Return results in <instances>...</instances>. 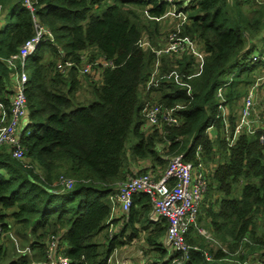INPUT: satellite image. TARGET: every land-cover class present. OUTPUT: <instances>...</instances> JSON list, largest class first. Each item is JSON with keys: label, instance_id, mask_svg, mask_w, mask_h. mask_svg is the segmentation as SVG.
<instances>
[{"label": "trees", "instance_id": "16d2710c", "mask_svg": "<svg viewBox=\"0 0 264 264\" xmlns=\"http://www.w3.org/2000/svg\"><path fill=\"white\" fill-rule=\"evenodd\" d=\"M24 1L0 0V104L8 113L13 72L5 60L34 36L35 20L53 33L54 42L42 43L25 60L26 71L30 65L25 90L28 112L21 132L26 160L19 162L8 147L0 148L2 231L9 230L8 217L15 219L20 224L16 234L36 251L38 264L46 260L51 234L66 244L63 253L70 264H115L114 253L143 234L155 255L142 264H243L251 256L263 261L264 132L239 134L230 146L218 118L217 92L229 83L225 97L234 131L237 108L256 82L257 71H264V61L252 65L249 61L264 46L257 50L252 42L248 47L253 39L264 44V4L235 0L233 8L229 0H193L188 8L181 1L191 20L183 34L198 42L203 59L197 61L189 52L162 57L157 87L144 94L157 57L138 42L144 38L152 47H160L159 40L165 36L160 21L167 11L165 4L155 0H33L30 10ZM106 1L110 4L99 12ZM246 4L251 6L247 14ZM136 7L153 19L146 24ZM89 49L114 59L116 67L106 69L100 83L89 80L92 97L81 101L80 54ZM66 62L73 65L63 73L58 64ZM236 69L237 73L232 72ZM151 98L175 109L181 126L144 131L141 111ZM212 125L213 138L207 131ZM199 147L208 168H213L198 223L207 219L215 242L193 228L187 236L193 247L189 258L170 252L162 243L166 223L149 219L147 194L135 195L129 212L112 220L120 227L111 238L97 239L108 228L109 196L120 182L148 171L161 174L174 155L196 162ZM61 175L76 181L73 190H61L56 183ZM243 246L237 262H229ZM0 254L6 252L0 249ZM4 264H31V259L14 250Z\"/></svg>", "mask_w": 264, "mask_h": 264}, {"label": "built area", "instance_id": "2783aa9c", "mask_svg": "<svg viewBox=\"0 0 264 264\" xmlns=\"http://www.w3.org/2000/svg\"><path fill=\"white\" fill-rule=\"evenodd\" d=\"M139 1L149 2L151 0ZM155 1L158 4H165L167 6V11L162 17L165 22L160 21L163 22V30L169 27L171 29H169L165 38H162L159 48L152 47L144 38L138 42L141 48H150L157 57L151 79L144 87V94L150 92L152 87H157L156 79L160 71L162 57L180 56L184 52H189L196 57L197 61L203 59V53L198 42L183 34L184 27L190 25L191 20L189 11H184L183 4L179 3L185 1L184 5H187L189 8L193 0ZM247 1L254 4H264V0ZM33 4V0L24 1V5L30 10H32ZM34 29V36L20 47L17 54L5 60L13 72L11 75L13 95L9 107V120L5 126L0 128V148L8 147L12 158L19 162L26 160V150L21 142V132L28 112L25 90L29 83V77L25 69V60L42 43L54 42L53 33L36 20L34 21ZM249 61L251 65L264 61V47L252 54ZM80 64L79 73L81 77L93 75L99 81L102 80L103 72L106 69H114L116 67L114 59H108L94 49L83 51L80 54ZM72 65L73 63L66 62L65 64L59 63L58 67L63 73H66ZM260 81L262 80L256 79V82L249 87L248 92L242 100L241 107L236 114L237 121L234 131L231 130L229 122L230 109L225 97V88L229 83L225 84L217 92L219 100L218 118L222 119L223 136L230 146L234 144L239 134L244 132L253 134L256 130L264 132V110L256 109L260 96ZM153 99L145 100L141 111L145 121L143 130L147 131L150 128H160L162 126L168 128L180 127L181 120L177 116L175 109L165 107ZM0 106L3 107V105ZM207 131L211 138L215 137L214 125L209 127ZM261 140L263 141V137ZM195 158L197 161L192 162L184 160L182 154L174 155L168 158V165L161 174L150 171L140 175L129 176L125 181L120 182L117 190L109 196L112 212L107 221L108 228L105 232L107 237L111 238L118 230L112 221L116 218L115 213L121 212V214H127L133 205L134 196L147 194L150 197L151 204L149 219L153 223H166V232L162 243L170 252L179 254L182 259L187 260L189 258L190 250L193 247L188 244L187 236L193 228L209 241L215 242L211 233L209 234L198 223L200 209L209 187V170L213 167L208 168L203 157V150L200 147L196 151ZM25 165L30 167L28 164ZM56 183L62 191H71L75 187L76 181L71 177L61 175ZM2 233L3 231L0 227V235ZM59 237L54 234L48 236L46 242V260L42 264H70L69 258L63 253L66 244L62 243ZM194 249L196 248L194 247ZM205 257L206 260L211 259L207 252L205 253ZM243 264H247V262ZM257 264H264V258L263 261H259L258 259Z\"/></svg>", "mask_w": 264, "mask_h": 264}, {"label": "rangeland", "instance_id": "374dc122", "mask_svg": "<svg viewBox=\"0 0 264 264\" xmlns=\"http://www.w3.org/2000/svg\"><path fill=\"white\" fill-rule=\"evenodd\" d=\"M229 2H230V5H231V7H236L235 6V0H229ZM193 3V2H192ZM110 4V2H108V1H106L104 4H103V6H102V8L99 10V12H102L108 5ZM250 7L251 6H249L248 4H246V6H244V12L247 14V12H248V10L250 9ZM136 9H137V7H136ZM142 10V8L141 9H137V11L140 13L141 12V14H142V19H143V21L146 23V24H148L147 23V21H150L151 19H153V18H149L145 13H144V10L143 11H141ZM11 15H9L8 14V17L7 18H9ZM3 19V11H1L0 12V23L3 21L2 20ZM162 21H163V19H162ZM160 22V21H159ZM163 22H165V21H163ZM163 22H161V23H163ZM1 25V24H0ZM165 25V24H164ZM167 25V24H166ZM165 28H166V26H165ZM169 29H171V27H169V28H167V29H165V30H163L164 31V34L166 35L167 34V32L169 31ZM167 30V31H166ZM162 38L164 39L165 38V36H163V37H161V39L159 40V41H161L162 40ZM252 42H254L255 43V47H256V49L257 50H259V49H261L263 46H264V44H260V42H258V40L257 39H253V40H249L248 41V47L249 46H252L253 44H252ZM28 69H30V65H29V63L27 64V71L26 72H28L29 70ZM239 71V69H236L235 71L233 70L232 72H235V73H237ZM232 76H234V73H231V75H230V77H232ZM87 77H92L91 79L90 78H87ZM255 78L256 79H261L262 81H260V86H259V93H260V96H259V101H257V104H256V109H264V71H257V73H256V75H255ZM92 79H94L95 80V82L97 83V82H99L100 83V81L97 79V78H95V76H91V75H88V76H83L82 77V81H83V88L81 89V91L79 92V94H78V97H79V99L81 100V101H88V100H90L91 99V97H92V94H91V89H90V87H89V80H91L92 81ZM154 98H155V96H154ZM155 101H157L156 99H155ZM239 110V107L237 108V111ZM141 164H146L145 162H141ZM168 165V164H167ZM167 167V166H166ZM156 171L157 172H161V171H159L158 169H156ZM149 172V171H148ZM147 172V173H148ZM134 175H136V174H134ZM134 175H129V176H134ZM139 175V174H138ZM128 176V177H129ZM127 177V178H128ZM207 193H208V191H207ZM207 193L205 194V197H206V195H207ZM202 207V206H201ZM201 210V209H200ZM13 210H10V211H8V214H10L11 212H12ZM201 216V215H200ZM9 218V217H8ZM9 219H11V218H9ZM12 220V219H11ZM13 221V220H12ZM8 223H9V221H7ZM206 222H208L207 221V219L205 220V218H203L202 220H201V222H199V226H201L204 230H206L209 234H210V232H209V230L207 229V225L205 224ZM260 226H261V228L263 229L264 228V218L263 217H261L260 218ZM120 226L118 225L117 226V229L119 228ZM13 229H11V231H10V233H9V235H7L6 234V232H4V233H2L1 235H0V249H1V247L2 248H6V252H7V254H8V259H9V256H11V255H13V253H14V250H15V252L17 253L18 252V250H17V248H15L14 247V243L12 244L11 243V241H13L14 240V238H17L16 237V235H15V231H16V229H14V231H12ZM8 236V237H7ZM106 233L104 232L103 234H101V235H99L98 237H97V239L98 240H100V242H104L105 240H106ZM145 234H143L141 237H140V239H138V240H136L133 244H130V245H127V246H124V247H122V248H119L115 253H114V255H113V257H112V260H113V263H115L116 264V262H124V261H126V262H129L130 261V263H128V264H134V263H137V264H142V263H148V262H150L149 260H151V259H153V256L155 255V253H153V251H150V250H148V248H147V245H146V243H145ZM10 244L12 245V246H10ZM22 244H23V246H22ZM19 247L20 248H23V249H25L26 247H27V241H20L19 242ZM222 247L223 248H225V250H227V245H222ZM245 249V246H243L241 249H238L235 253H233V255H232V258L229 260V262H232V263H236L237 262V260L235 259L237 256L239 257V256H241L242 255V252H243V250ZM1 252H3V250L1 249ZM18 254V253H17ZM2 254H0V264H2L3 263V260H2ZM253 256H251V257H249V260L247 261V264H257V259H256V257H253ZM5 258V257H4ZM247 258H248V255H247ZM129 260V261H128ZM138 260V261H137ZM247 260V259H246ZM5 261V260H4ZM141 261V262H140ZM127 264V263H126ZM178 264H181V263H178Z\"/></svg>", "mask_w": 264, "mask_h": 264}, {"label": "crops", "instance_id": "0c3cea01", "mask_svg": "<svg viewBox=\"0 0 264 264\" xmlns=\"http://www.w3.org/2000/svg\"><path fill=\"white\" fill-rule=\"evenodd\" d=\"M1 105V104H0ZM259 110H264V109H259ZM8 120H9V113H8V111L4 108V106L2 107V106H0V128H2L3 126H5L6 124H7V122H8ZM24 123H25V121H24ZM23 123V124H24ZM123 214H121V212H119V213H115V216H116V218H119V217H121ZM9 218H11V219H9ZM9 218H7V221H9V230L8 231H6V234L7 235H9V233H10V231H11V229H13L12 231H14V229H16V231H17V228L18 227H20V224L18 223V222H16V220L15 219H13L12 217H9ZM16 231H15V235H16V237L17 238H14V240L13 241H11V243L13 244L14 243V247L15 248H17V250H18V255H27L28 256V258L29 259H31V264H38L37 263V261H35V255H36V251L35 250H32L28 245H27V247L25 248V249H23V248H20L19 247V242L20 241H23L24 239L22 238V237H19L17 234H16ZM4 233V232H3ZM8 237V236H7ZM25 241V240H24ZM10 246H12L11 244H10ZM22 246H23V244H22ZM1 249L3 250V254L6 252V248H2L1 247ZM2 257V260H3V263L2 264H4V263H6L9 259L7 258L8 257V254H7V252H6V255H2L1 256ZM5 257V258H4ZM9 258H12V255L11 256H9ZM5 260V261H4ZM129 261V260H128ZM138 261V260H137ZM141 262V261H140ZM128 264V263H130V261L129 262H126V261H124V262H116V264ZM134 264H137V263H134ZM140 264V263H139Z\"/></svg>", "mask_w": 264, "mask_h": 264}]
</instances>
